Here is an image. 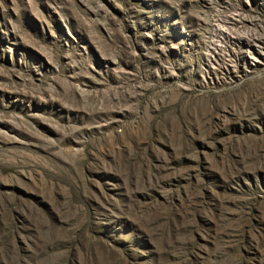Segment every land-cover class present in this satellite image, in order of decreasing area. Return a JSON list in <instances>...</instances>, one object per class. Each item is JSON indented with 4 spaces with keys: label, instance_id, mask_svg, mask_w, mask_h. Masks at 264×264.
<instances>
[{
    "label": "rangeland",
    "instance_id": "374dc122",
    "mask_svg": "<svg viewBox=\"0 0 264 264\" xmlns=\"http://www.w3.org/2000/svg\"><path fill=\"white\" fill-rule=\"evenodd\" d=\"M0 264H264V0H0Z\"/></svg>",
    "mask_w": 264,
    "mask_h": 264
}]
</instances>
